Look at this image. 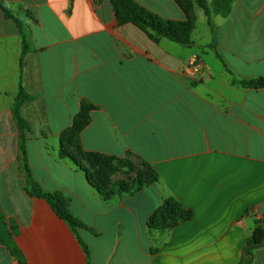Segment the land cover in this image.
<instances>
[{"label":"crops","instance_id":"0c3cea01","mask_svg":"<svg viewBox=\"0 0 264 264\" xmlns=\"http://www.w3.org/2000/svg\"><path fill=\"white\" fill-rule=\"evenodd\" d=\"M160 17L184 20L173 0H135ZM211 7L213 0H206ZM0 209L18 227L26 264H245L264 223V89L233 81L264 78V0H235L211 27L194 3L191 45L152 41L116 24L110 0H0ZM200 65L192 76L188 65ZM26 161L47 193L61 192L83 225L78 236L41 199L25 192ZM82 102L93 106L81 133L86 151L151 164L159 182L104 202L86 175L59 159L60 135ZM168 198L192 213L168 232L149 221ZM0 264H20L0 236ZM252 264H264V246Z\"/></svg>","mask_w":264,"mask_h":264},{"label":"trees","instance_id":"16d2710c","mask_svg":"<svg viewBox=\"0 0 264 264\" xmlns=\"http://www.w3.org/2000/svg\"><path fill=\"white\" fill-rule=\"evenodd\" d=\"M100 0H96L99 2ZM185 15L184 20H171L160 17L154 12L138 4L135 0H110L112 11L116 24L123 26L131 24L148 37L158 42L164 38L178 45L188 47L191 45V34L195 29L196 16L194 13V3L203 9L207 23L211 27V15L227 17L235 0H213L211 7L207 5L206 0H173ZM0 8L4 16L12 19L20 29L23 38V51L27 50L25 35L22 30L21 22L0 3ZM232 83L247 88L264 89V78L252 80L233 81ZM30 97L20 89L13 107V114L19 128V152L20 169L26 177L25 192L30 197L44 199L52 208L54 213L70 227L77 238L86 257L89 258V250L86 244L75 233L77 228L83 225L70 213L69 199L61 192L47 193L32 179L30 170L26 161L25 132L28 126L19 115V107L22 103L28 101ZM93 106L82 102L79 113L73 118L70 128L63 131L60 135V147L58 158L69 160L78 170L82 171L90 185L97 192L104 202H109L115 198H122L125 195H132L141 191L143 188L159 182V175L154 167L144 160L133 158L129 153L124 157L107 155L99 152L86 151L82 146L81 133L90 122V112ZM138 160L146 165L147 170L144 174L138 175L131 185L123 182H115L114 176L120 173L130 172L136 168L133 161ZM127 174V173H126ZM192 216L191 211L185 210L175 199L168 198L162 206L154 213L149 221L150 229L158 232H168L178 224L189 220ZM0 228L4 235V243L10 253L20 264H23V256L15 245L11 234L18 232V227L13 221H7L0 209ZM264 246V223L257 222L251 235L247 239L244 249L245 264H252L253 252L257 248Z\"/></svg>","mask_w":264,"mask_h":264},{"label":"rangeland","instance_id":"374dc122","mask_svg":"<svg viewBox=\"0 0 264 264\" xmlns=\"http://www.w3.org/2000/svg\"><path fill=\"white\" fill-rule=\"evenodd\" d=\"M133 163L136 165V168L134 169V170H132V171H130V172H126V173H120V174H117V175H115L114 176V178H113V180L115 181V182H123V183H125L126 185H131V183H132V181L134 180V179H136V177L138 176V175H142V174H144L145 173V171L147 170V167H146V165L145 164H143L141 161H138V160H135V161H133ZM35 198V197H34ZM41 200H44V199H41ZM45 201V200H44ZM46 202V201H45ZM47 203V202H46ZM48 204V203H47ZM48 206L50 207V205L48 204ZM51 208V207H50ZM52 209V208H51ZM53 211V210H52ZM54 212V211H53ZM55 214V213H54ZM56 215V214H55ZM57 216V215H56ZM58 217V216H57ZM59 218V217H58ZM60 219V218H59ZM61 220V219H60ZM258 220V219H257ZM257 220H255V226L257 225ZM63 221V220H62ZM14 222V221H13ZM15 223V222H14ZM66 223V222H65ZM66 225H67V223H66ZM68 226V225H67ZM68 228L70 229V227L68 226ZM255 228V227H254ZM77 229H79V228H77ZM75 230V233L77 234L78 232V230ZM253 231V230H252ZM73 233V232H72ZM155 233H157V231L155 232ZM252 233V232H251ZM18 235V232H17V234H11V237H12V239H13V241H14V243H15V245L17 246V244H16V241H15V238H16V236ZM78 235V234H77ZM251 235V234H250ZM0 236L2 237V240H3V243H4V235H3V233H2V230H1V228H0ZM79 237V236H78ZM80 238V237H79ZM77 239V238H76ZM78 241V240H77ZM4 245H5V243H4ZM6 246V245H5ZM246 247V246H245ZM17 248L19 249V247L17 246ZM8 249V248H7ZM20 250V249H19ZM10 252V251H9ZM20 252H21V254H22V256H23V264H26V262H25V259H24V255H23V253H22V251L20 250ZM254 253V252H253ZM12 255V254H11ZM86 255V254H85ZM13 256V255H12ZM245 257V256H244ZM16 259V258H15ZM18 261V260H17ZM245 262H246V260H245ZM20 263V262H19Z\"/></svg>","mask_w":264,"mask_h":264},{"label":"built area","instance_id":"2783aa9c","mask_svg":"<svg viewBox=\"0 0 264 264\" xmlns=\"http://www.w3.org/2000/svg\"><path fill=\"white\" fill-rule=\"evenodd\" d=\"M199 69H200V65L196 60L190 62L188 65V71L192 76H196L199 73Z\"/></svg>","mask_w":264,"mask_h":264}]
</instances>
